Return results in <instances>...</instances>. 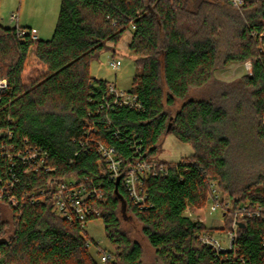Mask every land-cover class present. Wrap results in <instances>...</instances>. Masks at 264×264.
<instances>
[{"label":"trees","instance_id":"obj_1","mask_svg":"<svg viewBox=\"0 0 264 264\" xmlns=\"http://www.w3.org/2000/svg\"><path fill=\"white\" fill-rule=\"evenodd\" d=\"M21 30L0 20V79L7 81L0 90V179L25 199L17 208L0 201V264H98L80 222L54 211L51 193L64 181L102 192L89 200L100 216L87 222L101 219L114 248L104 264L144 262L141 243L123 227L125 211L140 223L157 264H264L262 217L242 218L236 255L221 260L198 239L213 229L186 215L207 203L213 182L232 210L264 212V51L256 38L264 31V0H245L241 10L229 0H61L51 39L33 41ZM128 31L137 70L129 92L140 110L112 105L109 83L90 74L91 63L115 51ZM246 62L251 75L216 79L217 71ZM205 87L209 97H191ZM89 127L95 133L88 136ZM169 133L193 153L159 161L166 173L144 180L146 199L136 204L124 177L116 190L98 144L113 147L126 170L140 156L157 159ZM32 150L37 160L17 157ZM232 210L223 212V230Z\"/></svg>","mask_w":264,"mask_h":264},{"label":"rangeland","instance_id":"obj_2","mask_svg":"<svg viewBox=\"0 0 264 264\" xmlns=\"http://www.w3.org/2000/svg\"><path fill=\"white\" fill-rule=\"evenodd\" d=\"M61 0H1L0 1V20L1 24L7 28H15L16 23L10 21V16L15 13L18 15L20 27L30 31L35 29L39 33L41 40H49L52 38L60 11ZM131 32L128 31L123 37L121 43L116 47L115 51L109 50L101 53L98 59L94 60L90 65V74L92 77L107 81L116 85L119 90L129 91L133 86V79L137 74L134 65V54L128 49L131 40ZM110 53H115V59L120 60L121 66L115 71L108 65ZM248 75L245 64L232 63L225 69L216 72L215 77L218 81L233 82L241 77ZM210 87L194 90L191 94L192 98H206L211 93ZM159 152L157 161L178 162L182 157L189 156L193 153L192 147L188 144L180 142L173 134H165L159 141ZM216 193L228 203L232 209V202L228 195L213 182ZM223 209L216 212L210 210V202L200 208L188 209L186 215L193 221L203 223L207 228L213 229L206 232L213 234L219 239H223V230L225 219L223 217ZM236 209H233L234 212ZM125 230L131 233L133 239H137L144 249L143 264H157L154 251L148 246L147 241L141 233V225L137 220L125 211L121 217ZM233 220V214H232ZM232 225V222H231ZM85 233L95 243L90 245V253L94 260L100 264V252H112L114 248L106 237L105 228L101 219H95L87 222L84 226ZM98 246H97V245Z\"/></svg>","mask_w":264,"mask_h":264},{"label":"built area","instance_id":"obj_3","mask_svg":"<svg viewBox=\"0 0 264 264\" xmlns=\"http://www.w3.org/2000/svg\"><path fill=\"white\" fill-rule=\"evenodd\" d=\"M230 4L241 10L245 0H229ZM18 15L13 13L10 16V21L17 23ZM16 27H19L18 25ZM134 28V27H133ZM20 36H25L29 34L33 41L39 40L38 32L35 29L21 30L19 31ZM257 40L259 42V48L261 51H264V31L257 35ZM108 65L112 67L113 70L117 71L120 66V60L115 59V53H110L108 59ZM246 70L248 74L252 73L251 62L245 63ZM7 89V81L0 79V90L5 91ZM106 93L112 100V105L119 107H129L131 109L140 110L141 104L138 102V98L135 94H132L129 91L119 90L116 85L108 84L106 88ZM88 136L91 133H95V127H89ZM98 153L100 154L102 161L105 163L106 170L109 173V176L112 180L116 181L118 178L124 177V184L130 195L136 204H143L145 202L146 196L142 189L143 182L146 178L155 177L160 172L166 173V166L161 164L156 159H146L143 156L136 158L133 163H131L126 170L123 169V162L121 159H118L116 151L113 147H109L103 143L98 144ZM17 157L22 159V161L27 162L31 160L38 159V152L32 150L29 156H21L20 153L17 154ZM45 155H42L44 158ZM43 166V159L40 160V163L33 165L31 169L35 172L39 171ZM30 169V170H31ZM29 171V170H27ZM46 172H51V168H46ZM214 183L211 184L210 194L208 201L210 202V210L216 212L224 208L226 211H231L228 203H224L222 197L217 194L216 189L213 187ZM52 200L54 202V211L56 214L68 221H78L81 226L84 227L87 223V220L93 216H100V213L94 206L89 203V200L101 199L102 192L96 189L94 186L89 188L84 185H76L74 181H64L59 183L54 191L51 193ZM33 200V199H31ZM0 201H7L13 207H19L20 203L25 202V199L18 200V198L13 195L11 192L7 191V186L2 185V180L0 179ZM233 214L232 225L230 229L223 233V239L215 237L209 232H202L198 235L199 241L211 248L215 255L221 260L223 259L222 255L233 253L237 249L238 241V231L240 228V223H242V218L245 216H255L262 217L264 220V212L262 208L259 207L254 211L249 209V206H242L236 209ZM263 245H264V236H263ZM236 255V254H235ZM100 264H104L111 258L110 252H100Z\"/></svg>","mask_w":264,"mask_h":264},{"label":"water","instance_id":"obj_4","mask_svg":"<svg viewBox=\"0 0 264 264\" xmlns=\"http://www.w3.org/2000/svg\"><path fill=\"white\" fill-rule=\"evenodd\" d=\"M170 128H171V125H169L167 131H169ZM120 182H121V178H118V179L116 180V183H115V184H116V190L118 189V186H119ZM240 226L243 227L244 225L241 223Z\"/></svg>","mask_w":264,"mask_h":264},{"label":"crops","instance_id":"obj_5","mask_svg":"<svg viewBox=\"0 0 264 264\" xmlns=\"http://www.w3.org/2000/svg\"><path fill=\"white\" fill-rule=\"evenodd\" d=\"M16 24L19 25V21H18V20H17V23H16ZM17 25H16V26H17ZM38 35H39V33H38ZM39 39H40V37H39Z\"/></svg>","mask_w":264,"mask_h":264}]
</instances>
